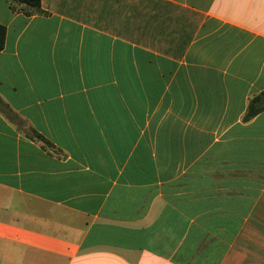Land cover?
Segmentation results:
<instances>
[{
	"label": "crops",
	"instance_id": "obj_1",
	"mask_svg": "<svg viewBox=\"0 0 264 264\" xmlns=\"http://www.w3.org/2000/svg\"><path fill=\"white\" fill-rule=\"evenodd\" d=\"M0 0V264H264V0Z\"/></svg>",
	"mask_w": 264,
	"mask_h": 264
},
{
	"label": "trees",
	"instance_id": "obj_2",
	"mask_svg": "<svg viewBox=\"0 0 264 264\" xmlns=\"http://www.w3.org/2000/svg\"><path fill=\"white\" fill-rule=\"evenodd\" d=\"M12 8L19 7L27 15L41 13L40 0H9ZM5 43V29L0 26V50ZM264 110V92L250 99L246 113L243 117L244 122H248Z\"/></svg>",
	"mask_w": 264,
	"mask_h": 264
}]
</instances>
